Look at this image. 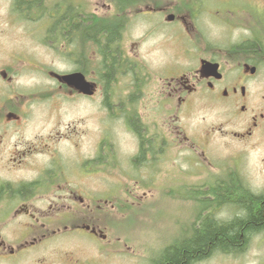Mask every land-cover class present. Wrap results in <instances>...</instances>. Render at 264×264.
<instances>
[{
  "label": "flooded vegetation",
  "instance_id": "obj_1",
  "mask_svg": "<svg viewBox=\"0 0 264 264\" xmlns=\"http://www.w3.org/2000/svg\"><path fill=\"white\" fill-rule=\"evenodd\" d=\"M223 25L225 30L231 26L228 34L222 31ZM138 29H142L139 34ZM214 30L219 31L215 42L209 38ZM19 38V43L10 47L5 56L2 51L6 44L13 45ZM25 39L37 41L46 53L59 52L65 69L57 72L47 61H26ZM157 51L162 62H150L147 55ZM179 54L191 56L189 63L193 66L187 72L180 68L186 63L181 62ZM20 62L26 63L23 70L27 75L36 73L45 94L49 92L46 86L54 82L66 97L81 99L79 102L93 103L102 96L107 106L104 119L107 125L108 120L112 124L95 128L106 131L102 133H89L84 127L75 132L79 142L72 145L77 149V159L71 158L70 150L64 157L56 148L67 139V132L50 130L30 134L26 139L19 129H12L25 118L11 106L13 99L25 100V95L13 97L9 87ZM151 63L156 68L152 75L148 74ZM72 74H79L78 81L66 78ZM202 95L211 102L227 104L239 126L227 135L240 141L264 139V0H0V102H7L9 110H0V167L5 170L0 171V203L20 201L14 215L23 210L22 213L32 216L35 213L24 200L37 193L49 198H69L73 203L55 215L35 216L38 222L29 223L28 227L38 226L42 233L31 244L60 232L61 224L69 232L84 230L106 237L102 233L105 230L96 225L79 224L81 210L77 213V209L84 198L78 186L62 194L51 184L68 181L67 172H72V167L76 177L96 175L106 160L104 169H113L117 127L131 136L133 148L126 150L121 161L134 171L127 174L134 182L154 181L169 160L176 170L183 169L182 173L194 180L197 165H206L198 167L202 172L210 169L208 152L202 145L207 143L200 137L201 142H196L201 144L195 142L180 125V115ZM148 101L158 103L156 109L147 112ZM152 117L161 122L149 121ZM83 137H87L93 151L86 159L79 148ZM200 150L207 162L197 163ZM41 155L47 160L41 162ZM26 167L35 173L13 174ZM240 177H233L242 190L240 196L264 195L261 187H244ZM43 184L48 188L45 191L41 190ZM23 187L26 190L21 192ZM109 196L100 200L109 204ZM55 206L53 203L49 208ZM51 223L58 224L53 232L48 231ZM262 231L264 228L257 232ZM30 243L25 241L18 248ZM7 249L13 253L17 248L7 246L0 230V255Z\"/></svg>",
  "mask_w": 264,
  "mask_h": 264
},
{
  "label": "rangeland",
  "instance_id": "obj_2",
  "mask_svg": "<svg viewBox=\"0 0 264 264\" xmlns=\"http://www.w3.org/2000/svg\"><path fill=\"white\" fill-rule=\"evenodd\" d=\"M230 28L231 26L226 27L225 30L224 26L222 31L225 30V34H228ZM141 31L142 29H138L137 34ZM218 32L217 30L209 32V38L213 42L218 40ZM233 36L237 35L233 34ZM19 40L21 39L19 38L13 45L12 43L6 44L2 53L7 56L9 48L17 45ZM25 41L28 45V53L24 54L26 61H47L52 70L57 72L65 69L59 52L49 54L37 41L33 39H25ZM179 55L181 62L186 63L180 65V68L187 72L190 66H193L189 63L191 56ZM147 58L150 62H162V56L158 51L148 54ZM25 64V62H20L14 69L12 73L14 79L9 85L13 97L24 94L26 98L25 100H20L21 97L13 99L11 106L25 118L19 126H14L12 129H19L26 139L30 134H44L56 130L67 132V139L62 140L56 148L61 150L64 157L67 155V150H70L71 158L77 159L75 153L77 149L72 145V142H79L75 132H80L81 127H84V130L89 133H102L106 131L95 128L97 126L108 128V125L112 124V121L108 120L107 125L104 119L107 115V106L102 102V96L100 95L93 103L79 102L81 99L66 97L64 90L54 82L49 83L52 86H46L50 92L46 95L42 90L44 88H40L36 73L27 75V71L23 70ZM155 69L151 63L148 66V74L152 75ZM166 72L165 70L163 74ZM160 73L162 70L158 72V75ZM28 90L29 95H27ZM3 99L5 101V97ZM27 100L29 101L26 104ZM2 104L1 101L0 110L9 111L6 109L7 102L3 106ZM144 105L146 107V102ZM226 105L222 102H211L202 95L180 115V125H183L185 130L196 139L195 142H201V138L207 143L202 145L208 152L206 153L210 169L202 172L198 167L206 165H197L194 180L187 178L186 176L190 175L186 172L182 173L183 169L176 170L172 161L169 160L165 162L161 176L157 175L154 181L134 182L131 175L127 176L129 172L131 174L134 171L130 170L127 163L125 166L121 161L126 155V150L130 151L133 148L129 140L130 134L128 136L122 128L117 127L116 151L112 153L116 157L111 161L114 165L113 169L108 171L104 169L102 165L108 163L106 160L101 165V172L99 171L96 175L86 174L83 177H76V171L73 173L75 167H72L69 169L72 172H67L68 181L60 185L51 184L62 194H66L71 187L78 186L84 198L77 209V213L81 210L78 213L81 218L78 220L79 224L96 225L104 229L102 233L106 235L105 238L102 234L95 235L84 230L68 232L61 224L62 232L49 234L44 240L31 244L33 238L42 232L38 226L35 229H29V223L38 222L36 217L43 218L44 213L55 215L56 212L68 208L73 203L69 201V198L60 199L56 198L57 196L49 198L47 194L41 196L37 193L24 200L31 212L35 213V217L22 213L23 210L14 215L20 201L3 200L0 203V230L7 246L17 249L13 253L8 249L4 250L0 255V264H154L153 261L165 246L185 235L187 231H192L198 216L202 213L206 201L202 200V195H198L200 198H195L197 194L188 195L193 188L207 187L205 190L207 196L213 199L211 188L219 185L229 176L236 178L241 176L244 187L264 189V139L261 142L248 138L240 141L232 134L227 135V132L237 130L239 126L235 123L236 119L231 117L232 114ZM157 106L158 103L155 101H148L147 112L156 109ZM122 119L120 117L118 120ZM148 119L151 122H161L160 118ZM13 138H16V135ZM80 142L81 147L79 148L86 159L90 152L93 153L90 151L91 144L87 137H83ZM119 143L122 145H118ZM201 155L200 150L197 163L207 162ZM41 157V162L47 160L45 155ZM46 164L49 168L48 162ZM0 171L5 170L0 167ZM21 173L33 175L35 172L26 167L13 174ZM47 189L43 184L41 190ZM107 195H110L111 203L109 204L101 201L103 199L100 200ZM232 202L209 205L211 209L214 208V217L222 220L234 218L238 210L231 204ZM53 203L56 206L49 208ZM98 203L102 204L101 208L97 207ZM215 206L218 207L215 209ZM75 216L74 214L73 218ZM41 221L40 219L39 223ZM57 226V223H51L48 231L53 232ZM25 241L30 244L18 248ZM194 264H264V231L253 232L248 238L245 249L241 251H236L234 254L215 253Z\"/></svg>",
  "mask_w": 264,
  "mask_h": 264
},
{
  "label": "trees",
  "instance_id": "obj_3",
  "mask_svg": "<svg viewBox=\"0 0 264 264\" xmlns=\"http://www.w3.org/2000/svg\"><path fill=\"white\" fill-rule=\"evenodd\" d=\"M107 73L111 75V72ZM238 185L237 179L229 176L211 188L213 199L207 196V187L193 188L188 195L197 194L195 198L202 195V200L206 201L202 213L192 231H187L165 246L153 261L154 264H194L215 253L234 254L245 249L249 236L264 228V195L240 196L242 190ZM25 190L23 187L20 191ZM230 201L238 210L237 215L230 220L214 217V208L211 209L209 205Z\"/></svg>",
  "mask_w": 264,
  "mask_h": 264
},
{
  "label": "water",
  "instance_id": "obj_4",
  "mask_svg": "<svg viewBox=\"0 0 264 264\" xmlns=\"http://www.w3.org/2000/svg\"><path fill=\"white\" fill-rule=\"evenodd\" d=\"M78 76H79V74H72V75H68V76H66V78L67 79H71V80H77L78 79ZM74 78V79H73ZM77 78V79H76ZM78 81V80H77ZM83 87H84V90L87 88V86H86V83H84V85H83Z\"/></svg>",
  "mask_w": 264,
  "mask_h": 264
}]
</instances>
